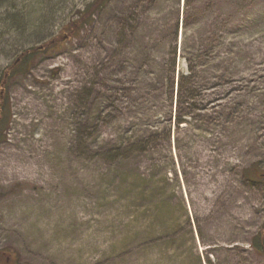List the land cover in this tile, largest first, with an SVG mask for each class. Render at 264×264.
<instances>
[{"label":"rangeland","instance_id":"rangeland-1","mask_svg":"<svg viewBox=\"0 0 264 264\" xmlns=\"http://www.w3.org/2000/svg\"><path fill=\"white\" fill-rule=\"evenodd\" d=\"M93 1L0 6V264H264V0Z\"/></svg>","mask_w":264,"mask_h":264},{"label":"trees","instance_id":"trees-1","mask_svg":"<svg viewBox=\"0 0 264 264\" xmlns=\"http://www.w3.org/2000/svg\"><path fill=\"white\" fill-rule=\"evenodd\" d=\"M107 0H94L85 11L81 13V16L74 21L75 24H85L86 20L90 18L94 11L99 10L103 4L106 3ZM8 0H0V6L2 7L3 4H7ZM71 29H67L65 32H62L60 35L61 37H54L55 39L48 40L45 44H43V48L45 47H52L56 42L65 41V38L62 37L65 33H68L69 36L74 32L71 33ZM74 37V36H73ZM72 37V38H73ZM63 38V39H62ZM70 38V37H69ZM67 39V38H66ZM36 48H28L21 50L19 56H17L15 62L12 66L4 68L0 71V121L2 118V114L6 113L8 110L7 99H6V92H7V83L9 78L15 73V67L19 66L18 71L24 72L27 70L31 65V59L33 54H35ZM22 68V69H21ZM255 169V165H252L250 168H246L242 170L243 177L246 180H251V174ZM138 198L148 197L150 198V204L147 206L145 212L151 213V226L154 224L156 218H159L160 221L154 224L150 229L153 233L160 232L165 229V225H161L165 223L166 213L170 217H172L173 209H170V203L167 201L166 197L164 196V191L161 189L162 185V178L160 179L157 175H145L138 172ZM186 218H188L186 216ZM193 237V236H192ZM192 240L191 236L190 239ZM250 246L254 251L257 253L264 255V222L256 235L251 238Z\"/></svg>","mask_w":264,"mask_h":264},{"label":"flooded vegetation","instance_id":"flooded-vegetation-1","mask_svg":"<svg viewBox=\"0 0 264 264\" xmlns=\"http://www.w3.org/2000/svg\"><path fill=\"white\" fill-rule=\"evenodd\" d=\"M8 255V254H7ZM5 258H6V261H8L9 260V256H5Z\"/></svg>","mask_w":264,"mask_h":264}]
</instances>
